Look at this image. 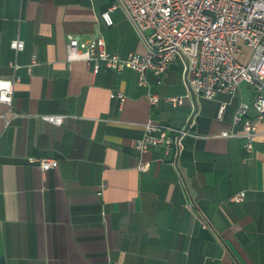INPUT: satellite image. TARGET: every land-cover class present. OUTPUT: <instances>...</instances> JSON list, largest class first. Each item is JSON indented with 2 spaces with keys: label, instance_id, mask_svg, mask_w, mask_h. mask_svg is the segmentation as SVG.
<instances>
[{
  "label": "crops",
  "instance_id": "0c3cea01",
  "mask_svg": "<svg viewBox=\"0 0 264 264\" xmlns=\"http://www.w3.org/2000/svg\"><path fill=\"white\" fill-rule=\"evenodd\" d=\"M115 4L0 0V78L13 74V60L21 77L17 115L10 119L0 102V264H264V120L255 122L251 152L243 137L219 136L241 133L233 116L252 86L208 99L190 90L181 61L160 76L147 70L145 84L129 67L95 73L68 61L69 34L102 36L121 56L146 52ZM18 37L25 46L16 54L10 42ZM117 90L126 94L122 108L110 96ZM154 93L157 104L148 99ZM42 114L66 118L58 125ZM190 116L177 158L164 146L137 149L149 121L181 127ZM31 156L57 165L43 171ZM238 191L244 200L230 201Z\"/></svg>",
  "mask_w": 264,
  "mask_h": 264
},
{
  "label": "built area",
  "instance_id": "2783aa9c",
  "mask_svg": "<svg viewBox=\"0 0 264 264\" xmlns=\"http://www.w3.org/2000/svg\"><path fill=\"white\" fill-rule=\"evenodd\" d=\"M124 9L141 40L146 45L144 54L131 52L121 56L107 48L102 36H94L83 41L74 34L68 35L67 60H82L97 73L104 66L114 70L132 68L139 73L141 84L146 83V72L151 69L162 75L168 66L181 61L185 78L191 91L212 99L219 92L236 94L239 85L246 82L252 86V101L241 102L233 116V125H241V133L223 130L219 136H241L244 147L251 152L257 136L256 120H264V0H117L112 8ZM107 25L114 20L110 10L102 13ZM243 44L253 49L247 60ZM16 54L25 46L21 38L10 42ZM35 56L28 65L31 70ZM13 74L0 78V102L11 111V118L17 113L12 109L15 86L21 81L18 73L19 63H10ZM122 108L126 94L121 90L113 91ZM151 104H157V94H148ZM173 105L183 103V96H170ZM224 105L220 108L222 116ZM255 115L252 116L250 111ZM41 117L54 124H62L66 118L60 114H42ZM7 119V122L10 121ZM192 116L181 127L149 121L142 136L136 140L140 151L151 147L164 146L166 152L174 150L177 158L182 149V139L191 134ZM38 162L43 171L57 165L53 157H29ZM149 163L142 162L139 169L146 170ZM99 195L103 190H99ZM244 191H238L229 198L232 202H241Z\"/></svg>",
  "mask_w": 264,
  "mask_h": 264
},
{
  "label": "rangeland",
  "instance_id": "374dc122",
  "mask_svg": "<svg viewBox=\"0 0 264 264\" xmlns=\"http://www.w3.org/2000/svg\"><path fill=\"white\" fill-rule=\"evenodd\" d=\"M243 46H244V50H245V55L242 57V60L245 61L248 59V57L252 53L253 49L251 47L247 46L246 44H243ZM251 101H252V99L249 100V102H251Z\"/></svg>",
  "mask_w": 264,
  "mask_h": 264
}]
</instances>
